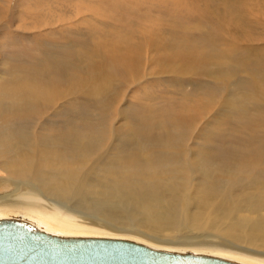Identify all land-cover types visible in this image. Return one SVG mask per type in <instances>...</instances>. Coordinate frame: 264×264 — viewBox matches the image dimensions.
I'll return each instance as SVG.
<instances>
[{
	"label": "bare ground",
	"instance_id": "6f19581e",
	"mask_svg": "<svg viewBox=\"0 0 264 264\" xmlns=\"http://www.w3.org/2000/svg\"><path fill=\"white\" fill-rule=\"evenodd\" d=\"M81 1L76 15L45 16L47 25L59 29H49V46L36 48L47 50L45 61L58 66L64 78L40 79L24 91L43 113L26 119L29 113L12 110L19 106L14 99L13 108L0 106V243L33 250L43 263L54 254L63 264L67 252L81 246L104 249L106 242L126 241L223 264H264V248L236 242L249 237L264 246V160L259 156H264V71L257 69L264 59V4L189 0L204 8L196 16L201 19H194L186 14L187 0H155L158 11L203 31L198 48H181L153 22L134 41H124L122 28L110 21L123 9L122 0L107 9L110 14L100 8L101 0ZM141 1L153 6V0ZM23 2L12 6L11 0H0V23L10 15L17 20ZM206 4L207 10L211 6L227 14L221 17L212 9L205 20ZM97 28L103 30L100 35ZM68 51L80 55L67 61ZM230 67L239 72V81L236 75L230 81ZM5 72L0 81L22 80ZM253 84L260 90L252 91ZM225 85L232 87L231 95ZM153 86L171 97L175 94L168 88H189L190 93L160 120L131 118L129 111L136 109L127 108L126 99ZM200 86L215 89L218 99L209 100ZM80 102L100 109L84 128L43 119L66 103L74 120L87 112L77 109ZM232 117L236 124L225 126ZM119 119L131 121L119 126ZM145 222L152 233L142 230ZM82 253L79 264L94 258ZM33 258L15 261L33 264ZM98 258L109 260L108 255Z\"/></svg>",
	"mask_w": 264,
	"mask_h": 264
},
{
	"label": "rangeland",
	"instance_id": "374dc122",
	"mask_svg": "<svg viewBox=\"0 0 264 264\" xmlns=\"http://www.w3.org/2000/svg\"><path fill=\"white\" fill-rule=\"evenodd\" d=\"M16 1L17 0H11V5L13 6V4L16 3ZM22 1H24L23 8L20 10L17 9L18 11H16L20 14L18 17H16L17 20L14 19L13 15H10V17L7 18L6 21H3L0 23L1 24L0 25L1 36L9 37L8 39L4 40L0 36V73H2L3 68H4V70H6L5 74L13 73L11 75L15 76V78H22V80L8 79L5 81H0V84L2 85L0 86V106L3 107L4 104L7 103L8 106L6 105L5 110L11 109L13 108V104L11 100L14 99V101L18 103L19 106L13 108L12 110L14 109L20 110L19 113L21 114L29 113L26 119H30L31 118L30 116L37 115L36 112H38V114L39 113L42 114L44 110L40 111V109L36 107L39 105L38 102L35 104L36 106H32L34 105L33 100H31L30 96L24 95V91L27 92V89H31L33 85H37L38 83L41 84L39 82L40 79H43V81L45 80L50 81V79L52 78L58 81H62L63 80L62 77L64 78L62 72L59 71L58 66H52L51 64H48L45 61L47 59L46 58L47 50L43 52L42 50H39L36 48V47L43 48V47L49 46L50 38L53 36L49 33V29H52L53 31H57L59 29L58 26L47 25L48 21L45 20V16L46 14H49L50 12H56L62 15L65 13L71 12L73 14L75 13L76 15L77 14L76 7H78V9L80 7V9L82 10L83 5L79 4L81 0H46V2L41 5H36L34 3V0H22ZM86 1L88 2V0H83L81 1V3L85 5L87 3ZM122 1L124 2V3L122 2L124 6L123 9H120V10L117 9L116 12L112 13L113 16L111 17L110 21L117 22L116 23L117 25L119 24V26L117 27L118 29L119 27L122 28V32H123L122 34L124 35H121V36H123V40L126 42L134 41L137 34H139L142 31H146L152 22L158 23L160 26H164L165 28L161 27L164 30L163 34H166V36H169L173 40H177V41L179 40L177 44L181 48H186L188 47V45L194 48H198L200 46V43L203 41L201 40L203 31L202 32L201 31L199 32L198 30L197 32L193 31L192 30L193 25L187 24L185 22L180 23L177 20H172L167 15L166 11L165 13L162 10L158 11V9H155V6H156L155 0H153L152 2L153 6H151L150 8L147 2H144V4H142L141 0H122ZM147 1H151V0H147ZM188 1L189 0H187L186 2V6H189V7L186 9V14L194 16V19H195V17L198 15L199 12L201 11L203 12L204 8L197 2L193 3L191 1L189 2ZM247 1L248 0H241V4H244ZM251 1L254 3V5H257V6L264 4V0H251ZM117 5H118L117 0H101L100 8L106 11V14H110L111 11L107 9L115 7ZM207 5L208 4L205 5V20H209V17L212 13V9H215L214 7H212L211 9V6H210L207 10L206 7L209 6ZM215 10L220 11L221 17H224L225 14H227V13L222 12L221 8L215 9ZM16 12L14 14H16ZM94 12L100 13L99 11H95V10ZM198 18L196 17V19ZM104 20L105 19H101L102 22ZM102 31H103L102 29L97 28L95 30L96 35H100L99 32H102ZM205 31L206 30H204V32ZM232 37L237 38L239 37V35L234 34L232 35ZM31 49H34V50H31ZM30 51H33L34 53L30 54ZM79 55H80V52L73 51L72 53H70V51H68L65 55V58H67V61H71L73 58ZM246 66L247 64L244 65V67ZM231 68L232 67H230L231 71H228L229 73H231L230 81L233 79L234 75H236L235 82L239 81L240 80V77H238L240 76L238 74L239 72L236 70L235 67L233 69ZM257 69L264 71V59L258 62ZM6 78H8V76ZM241 79L246 80V81L249 80L248 78H246V76H244ZM17 82H18V86L16 88L15 86ZM35 82L36 84H34ZM252 87H254V88H251L252 91L260 90V85L253 84ZM159 88L160 87L154 88L153 86L151 89L148 88L149 90H145L142 93L141 92L136 93L133 96L130 95L131 97L129 96L130 98L128 97L126 99L125 106L129 109H132L130 107L135 106V109H136L134 111H131V110L129 111V114L132 115L131 118H135L138 121L143 120L144 118H153V119L160 120L162 119L164 115L166 116L169 114V107H172L173 105H175V103H181L186 98V95L189 96V93H190L189 88L172 89V88L167 87L168 89L167 88L166 89L168 91L170 92L173 91L175 94L174 97H171L169 96L170 94L163 93V89L161 88L159 89ZM204 88L205 87L200 86V90L202 94L209 97V100L214 99V98L215 100L218 99L216 98L215 89L210 90L211 88L210 89L208 88L204 89ZM10 89H11V92H10ZM224 89L225 90L229 89L228 92H229V95H231V89H232L231 86L225 85ZM160 90L162 93H160ZM217 90L219 92L221 91V89H217ZM238 90L240 92L249 91V87L244 86L242 87L243 91L240 88ZM34 92H36V90L32 91V93ZM34 97H37V95L35 94ZM94 102L96 104L98 100L96 99L94 100ZM101 104L104 106L102 100H101ZM237 105L239 106L241 105V103H238ZM242 107L244 108V104H242ZM70 109L71 107L68 104L63 103L60 110H56L54 114L49 113L48 115V113H46L45 115H48V116L44 117L43 119L48 118V120L51 119L54 121H62L70 125L78 126L79 128H84L87 126V123L91 121V118L94 121L96 115L98 114V112H100V109L98 107H93L90 109V107L87 108L86 106L83 105L82 102H80V104L77 105V109L80 111H87V112H85L82 116H80L81 115L80 113L77 116V118H74L73 120V117L68 116V113H70L69 112ZM245 113H247V110L245 111ZM52 115H54L53 119H52ZM43 116L44 115H42L41 117ZM4 118L7 119L9 123L14 122L13 120L10 119L11 116L5 115ZM17 121L19 122V120ZM130 121L131 119H129L127 122L129 123ZM235 121L236 120L232 117L226 120L225 126L236 124ZM116 122H118L116 125H119V126L125 123V121H123L122 119H119ZM127 122L125 124H127ZM252 135L256 138H258L259 136L258 133H254ZM135 136L137 137L136 133H135ZM262 139L264 141V138ZM233 141L234 140L232 137H228L229 143H232ZM215 153L217 154V152ZM1 156L2 155L0 152V159H1ZM259 156L261 160H264V156L262 157L261 153ZM121 223L122 222H120L119 224ZM216 223L219 226L217 221ZM143 225H144V228L142 230L152 233V226L146 224V222L143 223ZM240 227L243 232H247V227L244 224L240 225ZM141 239H144L146 242L148 240L152 242V245H155V246L158 245L159 247L160 246L161 247H172L173 246V245L171 246L168 244L155 243L147 238H140V240ZM236 242L250 245L253 248H264V246L261 243L255 240H251L249 239V237L239 236ZM176 248H182V247L176 246Z\"/></svg>",
	"mask_w": 264,
	"mask_h": 264
},
{
	"label": "water",
	"instance_id": "95a60500",
	"mask_svg": "<svg viewBox=\"0 0 264 264\" xmlns=\"http://www.w3.org/2000/svg\"><path fill=\"white\" fill-rule=\"evenodd\" d=\"M77 242V241H75ZM103 243V242H102ZM106 246H101L104 249L96 248L92 244L86 247H79L74 251H68L69 255L68 261H64L63 264H79L81 257L83 256V250L89 252L90 255H93L92 261L88 264H223L218 260L211 257L197 256L190 253H167L163 251L154 250L147 248L142 245H138L126 241H109L106 242ZM77 244H81L79 241ZM15 246H8L7 244L0 243V264H29L27 262H21L25 255L34 256L33 264H52L56 262L59 264V259H55L56 256L49 254L51 258H45L43 263L39 255H36L35 251L30 249L17 250ZM9 252L11 254L9 255ZM46 252V251H45ZM9 255V256H8ZM109 256V260L98 258L99 256ZM37 257V258H36ZM84 257V256H83ZM21 259L20 262H16L15 259ZM25 260V259H23ZM103 261L102 263L99 261ZM61 264V263H60ZM225 264H232L227 262ZM234 264V263H233Z\"/></svg>",
	"mask_w": 264,
	"mask_h": 264
}]
</instances>
